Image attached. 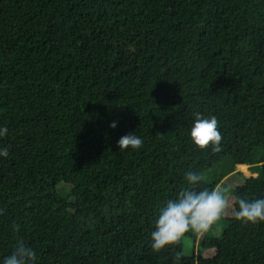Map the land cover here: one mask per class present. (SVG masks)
I'll return each instance as SVG.
<instances>
[{
	"label": "trees",
	"instance_id": "1",
	"mask_svg": "<svg viewBox=\"0 0 264 264\" xmlns=\"http://www.w3.org/2000/svg\"><path fill=\"white\" fill-rule=\"evenodd\" d=\"M195 113L219 152L192 142ZM2 128L0 264L18 239L34 264H264V222L231 212L189 257L186 234L151 248L190 171L264 199V0H0ZM130 133L143 146L121 151Z\"/></svg>",
	"mask_w": 264,
	"mask_h": 264
},
{
	"label": "clouds",
	"instance_id": "2",
	"mask_svg": "<svg viewBox=\"0 0 264 264\" xmlns=\"http://www.w3.org/2000/svg\"><path fill=\"white\" fill-rule=\"evenodd\" d=\"M194 123L190 129L192 142L201 150L211 147L213 152H219L222 134L219 131V121L216 116L204 118L200 113L194 114ZM110 127L115 128L113 123ZM7 128L0 129V136L7 133ZM121 151L126 149H139L143 146V140L136 134H127L118 140ZM8 149L0 150V156L7 157ZM185 178L190 185L179 192L174 200H169L156 222L155 230L151 234V248L160 252L169 246L177 245L184 235L193 232L200 236L205 235L210 228L227 214H234L235 219L251 224L264 222V199L248 201L242 198H234L232 202L225 195V189L217 186L211 190L199 189V185L205 179L202 174L188 172ZM238 209L234 210L233 206ZM19 230V225L15 226ZM181 257L175 256L178 264ZM37 260L35 250L25 244L23 239H18L14 251L3 259V264H34Z\"/></svg>",
	"mask_w": 264,
	"mask_h": 264
},
{
	"label": "rangeland",
	"instance_id": "3",
	"mask_svg": "<svg viewBox=\"0 0 264 264\" xmlns=\"http://www.w3.org/2000/svg\"><path fill=\"white\" fill-rule=\"evenodd\" d=\"M229 170V161L227 160H223L219 165H217L214 168V173H223ZM234 172L235 173H241L243 174L245 177H256V174H252L251 170L249 169L248 166L245 167H241V166H235L234 168ZM221 184H219L220 186ZM223 189H225V187L220 186ZM226 190V189H225ZM225 195L228 197L229 195V191L226 190L225 191ZM226 226V223L223 222L222 220H219L218 222H216L212 228L207 232V235L210 237H220L222 234V229ZM195 233L193 232H188L186 233V237L183 238V255L189 257L190 255H192V253L196 252L198 247L197 245L193 244V241L191 239L190 236L194 235Z\"/></svg>",
	"mask_w": 264,
	"mask_h": 264
}]
</instances>
